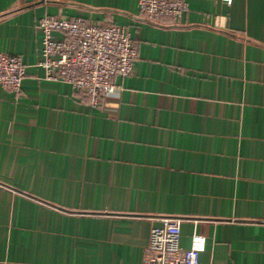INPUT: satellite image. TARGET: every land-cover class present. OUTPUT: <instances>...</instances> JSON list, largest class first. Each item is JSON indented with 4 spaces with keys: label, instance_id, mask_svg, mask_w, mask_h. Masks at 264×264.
<instances>
[{
    "label": "crops",
    "instance_id": "obj_1",
    "mask_svg": "<svg viewBox=\"0 0 264 264\" xmlns=\"http://www.w3.org/2000/svg\"><path fill=\"white\" fill-rule=\"evenodd\" d=\"M186 1L159 26L137 0H0L26 69L0 87V264H141L157 214L182 216V247L205 236L200 264H264V0ZM44 14L126 27L118 94L44 77Z\"/></svg>",
    "mask_w": 264,
    "mask_h": 264
},
{
    "label": "built area",
    "instance_id": "obj_2",
    "mask_svg": "<svg viewBox=\"0 0 264 264\" xmlns=\"http://www.w3.org/2000/svg\"><path fill=\"white\" fill-rule=\"evenodd\" d=\"M230 1V0H227ZM137 17L154 25L176 26L187 10L186 0H137ZM40 31V60L44 77L63 81L96 106L102 96L118 94L122 86L116 77L132 72L138 57V41L126 27L114 22L89 23L81 17L67 18L44 14L37 23ZM55 32L60 36L56 37ZM26 74L19 54L0 51V87L15 96L21 91ZM148 241L143 247L141 264H200L199 253L205 249V236L194 232L188 247L179 244L182 216L157 214Z\"/></svg>",
    "mask_w": 264,
    "mask_h": 264
}]
</instances>
